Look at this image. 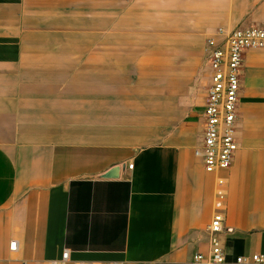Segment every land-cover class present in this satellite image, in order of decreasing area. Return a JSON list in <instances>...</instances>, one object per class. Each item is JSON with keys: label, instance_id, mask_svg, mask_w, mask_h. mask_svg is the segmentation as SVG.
Here are the masks:
<instances>
[{"label": "crops", "instance_id": "crops-1", "mask_svg": "<svg viewBox=\"0 0 264 264\" xmlns=\"http://www.w3.org/2000/svg\"><path fill=\"white\" fill-rule=\"evenodd\" d=\"M239 26H264V0H0V264H191L220 181L228 263L264 257V50L233 166L196 155L206 42Z\"/></svg>", "mask_w": 264, "mask_h": 264}, {"label": "built area", "instance_id": "built-area-1", "mask_svg": "<svg viewBox=\"0 0 264 264\" xmlns=\"http://www.w3.org/2000/svg\"><path fill=\"white\" fill-rule=\"evenodd\" d=\"M254 50H264V26L220 28L206 42L204 55L208 86L202 112L203 132L196 155L209 174L227 171L234 164L238 150V115L245 55ZM133 167L129 165V169ZM227 199L224 181H220L213 218L207 228L208 252L196 253L191 264H229L226 237L233 230L226 226ZM16 248L17 243H12V251ZM70 262V253L65 251L61 260L52 264ZM263 262L264 257L260 255L239 257L236 260L237 264Z\"/></svg>", "mask_w": 264, "mask_h": 264}, {"label": "rangeland", "instance_id": "rangeland-1", "mask_svg": "<svg viewBox=\"0 0 264 264\" xmlns=\"http://www.w3.org/2000/svg\"><path fill=\"white\" fill-rule=\"evenodd\" d=\"M144 9L146 12L147 11L151 12L152 10V8H144ZM144 25H145L144 28L145 31L150 30V27H152L153 25L160 27L161 30H164L169 26V24H165V23L151 24L148 22H146ZM207 86H208L207 73L202 69L196 77V83L194 86V93H193V108H197L200 110L204 105Z\"/></svg>", "mask_w": 264, "mask_h": 264}, {"label": "water", "instance_id": "water-1", "mask_svg": "<svg viewBox=\"0 0 264 264\" xmlns=\"http://www.w3.org/2000/svg\"><path fill=\"white\" fill-rule=\"evenodd\" d=\"M116 174H117V170H113L112 172H110V173L107 175V177H108V178H112V177L116 176Z\"/></svg>", "mask_w": 264, "mask_h": 264}]
</instances>
